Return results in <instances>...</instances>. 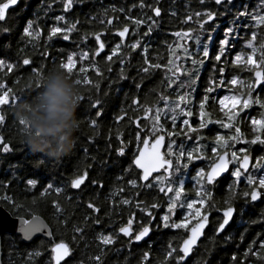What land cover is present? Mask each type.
Returning a JSON list of instances; mask_svg holds the SVG:
<instances>
[{
  "label": "snow or ice",
  "instance_id": "obj_1",
  "mask_svg": "<svg viewBox=\"0 0 264 264\" xmlns=\"http://www.w3.org/2000/svg\"><path fill=\"white\" fill-rule=\"evenodd\" d=\"M56 2L57 0H52V3ZM77 2H82V0H59L64 13H68ZM52 3L48 4L47 7L49 9H51ZM158 3L159 0H157V5ZM204 3L205 0H199L200 5H204ZM17 4L18 0H5V2H0V33H8L10 31L4 23L6 21V10L10 6H15ZM214 4L218 8L222 7L224 11L218 12L211 8H204L203 10L186 12L180 23L185 24L190 22L197 27H188L171 33L172 36L179 39L174 41L173 44L167 45L168 54L166 62L163 64L157 62V59L160 58L159 53H157L156 57L149 58L147 53L151 45L145 39L150 38L154 27L159 25L158 18L161 17V8L159 6L146 4L145 0H139V3L133 4L132 7H139L142 10L148 8L152 13L151 15H141L140 17H131L129 15L131 7L126 10L124 7L116 8L115 6H112L103 10L102 18L98 21L101 25L106 24L107 26H111L113 25V20H118L119 17L108 15V13L120 12L124 13V20H130L132 25H134L132 28V34L135 35L136 38L131 43L125 44V36L130 31L129 25L125 23L121 27L115 29L114 34L119 38V41L101 57V59L106 62H112L113 57L117 58L120 65L117 72V79L119 81L129 79L124 66L126 62L129 61L130 53L126 51L122 52V49L127 48L135 51L137 48H140L138 56L142 58V63L136 71L137 73H143L145 75L141 77L140 81H136L135 78H132L134 88L139 90L142 81L160 69L165 70L161 83H166L168 88H171L173 84L176 85L174 99L170 98L167 94L158 93L156 88H153L152 92L155 96L152 105L140 104L137 96L133 95L131 97L130 106H136L134 111H136L137 114L134 118L128 116V123L135 126V131L130 133L127 140L122 138V133L119 131H117L115 135V139L118 142V146L115 148L116 156H124L128 144L134 145L131 154L130 167L134 165L136 169L140 170V172L136 179H128L127 184L134 189H152L155 187L168 199L166 212L159 217L155 227L185 230L186 234L181 237L179 243L174 245L172 241H169L162 247L161 254L164 264H187L190 254L193 252L200 237L204 234V229L211 223L209 220V212L200 211V208H203L211 197V191L208 186H219L222 182L227 183V179L222 176L223 173L229 172L230 177L234 178L232 179V182L228 184V191L231 196L234 197L236 195V184L239 181L243 170L247 187L246 190L239 193V196L244 198L246 204L264 201V151H262V154L253 158L249 147L234 148L235 144L242 143L249 146L259 145L260 148L264 150V138H262L261 135L264 133V31L258 33L254 30L260 26H264V0H257L251 11L247 4L243 5L242 8L237 7L233 14L231 24L222 29V38H216L214 36V33H216L217 28L219 27V25L215 24V20L218 15L223 16L232 11L234 0H214ZM185 8H187V5H185ZM171 15L175 16L176 13L172 12ZM93 19H96V17H90L89 22ZM54 20L57 23L49 27L46 43L48 40L57 36L63 41L68 42L71 39V33L79 32L78 19L72 21L68 20L65 15H56ZM248 21H251L252 23L249 24ZM206 24H208L209 27L205 28ZM140 25H145V31L143 33H138L137 28L135 27ZM242 29H248L251 35L247 38L241 37L240 31ZM106 30L107 29L104 28L99 31H86L79 35V40L82 42H86L89 37L93 38L91 56L89 50L80 49L77 45L78 50L76 52L69 51L66 58H62L58 64L67 73L76 76L77 78H75V80L79 85L93 84L86 75L89 68H91L97 76L102 75L101 70L97 65L96 58L105 50L106 45L102 40V35ZM23 36L28 37L29 42H35L41 36L39 27H34V22L31 19L26 21V26L23 28ZM205 36L206 39L203 38ZM240 40L244 41V49L235 55L234 59L231 60V64L250 72L251 75L246 81L240 80L237 75H231L230 78H225L224 76V65L229 63L228 55L232 51L234 44L238 43ZM189 42L194 45L195 51L189 47ZM41 55L45 57L48 56L47 48H45ZM254 56H257V59L254 60ZM85 60H89L87 66L83 64ZM78 61L80 62V66L74 73L73 68L77 65ZM187 62H190V67L185 66ZM207 62L211 63L208 66V74L204 83L201 85L203 95L199 101L198 119L204 115L205 104L210 98V93L218 88L226 87L227 85H238L232 95L221 96L218 100L220 111L226 117L227 122L223 120L215 121L220 124L221 127L231 128L234 131L232 135H228L227 137L221 135L215 136L213 143L214 145H218L221 148V151L218 153L217 147L213 146L211 152L215 156L214 162L210 165L208 170L201 168L196 171V196L200 199L198 201L189 200L186 203H181V195L184 191L183 186L182 184L180 186H174L171 176L173 173L179 172L181 168L187 169L189 164L194 160L203 159L200 155L202 146L197 144L191 149L186 150L180 145L174 149L173 145L175 144V141L170 140L167 144L166 153H161L160 147L165 140V135L155 133L164 132V126L160 123L162 117L171 121L173 129L177 125V118L181 117L180 128L185 129L186 127V131L182 132V134L185 138H190L187 134L192 132L193 128L189 123L188 118L193 115V111L189 109L187 105L191 99V94L196 91L201 76V70ZM22 64L26 66L28 71L34 73L35 76L40 74L29 58H23ZM14 67L15 65L13 63H6L4 59H0V71H3L6 68L7 72L11 73L14 70ZM107 70L109 72L112 71L111 67ZM181 77H183V79H181ZM109 83H111V81ZM94 86L96 90L99 91V83L96 82ZM105 95H107V93H105ZM27 98L28 96L20 98L13 94L12 89L6 87L3 79H0V106H13L18 100ZM160 102L163 103V108L159 107ZM226 102H230L232 105V108L229 111H225ZM236 105H239L238 109L235 107ZM253 105L258 106L260 110L259 117L251 118V138L245 139L244 134L238 126L237 113L242 112L244 109L250 108ZM88 107L94 110V114L91 116L89 124L90 126H96L98 123L97 118L101 117L103 114L101 100L98 98L93 99L90 96ZM141 110L145 121L143 125L140 123L142 118L138 114ZM150 112L152 113L151 115H149ZM127 115L126 110L122 109L120 114L116 115L114 119L119 123V121L124 119ZM5 122L6 116L0 111V127H3ZM210 122L211 121L201 120L197 127L202 129ZM14 124L18 127L21 133L26 127L24 120L14 121ZM149 134H155L150 148ZM174 134L175 133L172 130L167 131L168 137H172ZM110 138L111 137L109 136L108 139ZM88 139L90 142L92 138L89 137ZM196 139L199 140L200 136L197 135ZM141 142L144 146L142 148L139 146ZM111 147L112 145L109 143L108 148ZM12 150L10 143L5 141L3 135H0V153H10ZM87 152V148H84L85 155H87ZM171 157H174V160L171 159ZM253 160L254 162L251 163V169L253 171H249L250 161ZM230 164H236L238 166L234 169H230ZM160 169H163L164 174L153 176V173L158 172ZM124 171L127 172L128 169H125ZM256 172H260L261 174L257 176L255 174ZM87 180L88 172L83 171L74 174V177L69 181L68 186L71 189L82 191V186H87L85 184V181ZM117 180H122V177L118 176ZM138 180L147 183H141L138 185ZM37 182L36 179H27L26 185L28 186V190L30 191L34 188L37 185ZM90 183L96 186L97 189L103 188V183L97 180H91ZM0 186L6 188L7 184L0 182ZM49 190H52L57 194L62 192L61 187H53V184L48 183L42 186L39 193L40 196L43 197ZM123 192L124 188L119 187L116 191L110 193V202L111 197H115ZM169 193H172V195H169ZM0 199L7 201L12 207H19V205L7 195L0 197ZM119 202L123 205H129L130 203L134 204V206L139 208L147 218L146 222L141 224L139 230L133 231L132 225L135 215L133 213L123 226H120L115 230V234H98L96 239L99 241V250L96 255L90 257V260L93 261L94 264H102V254L105 251L104 246L114 245L117 240V234H121L122 237L127 238V244L129 246L133 243L140 245L142 242L143 246L146 247L149 239H151L153 221L156 220V216L153 214L152 210L160 207V204L155 200L151 203H145L144 200H134L132 197L122 198ZM33 203H35V200H33ZM197 203L200 207L193 210V205ZM52 205L56 214L62 213L61 205L57 201L53 200ZM224 205L223 208L216 209V211L222 215H220L216 222L212 224L213 235L208 237L210 243L215 241V236L224 232L225 229L230 226L233 215L236 211L232 206L230 199H225ZM86 207L93 213L99 211V208L90 201L86 202ZM177 207H186L190 211L186 212L182 218L173 220L172 217L175 215V209ZM208 207L213 208L215 205L209 204ZM192 218H195L196 222L194 225L190 226ZM88 219L89 216L86 215L84 220L87 221ZM18 221L19 223L16 232H18L24 240H29L36 233H43L49 238L53 236L48 225L38 215L32 214L30 215V218L18 216ZM60 222L62 224L66 223L64 220H61ZM92 222L94 224L101 223L98 218H93ZM260 222H264V208L261 209L258 219L250 220V223L253 224ZM72 231L73 233L81 234V239H83L82 234L84 229L82 227L73 225ZM223 239L227 241L231 239V236L225 235ZM241 239H243V234H241ZM76 241V235H73L72 242L76 243ZM254 243L255 241L247 246L244 255L248 256L250 253L251 256L255 258V261L264 264V253L255 250L253 248ZM259 245L260 248H264V236L260 237ZM206 251L210 252L211 249H206ZM49 253L48 264H75L74 249L71 244L63 239L58 242L51 241ZM40 254L39 251H35L34 253H29V257L39 256ZM149 255V251H142L138 264H145V262H148ZM232 260L235 262V256L232 257ZM255 261H249V264H255ZM79 264H83V262L81 261ZM157 264H159V262H157ZM195 264H208V260L203 258L197 260Z\"/></svg>",
  "mask_w": 264,
  "mask_h": 264
},
{
  "label": "trees",
  "instance_id": "obj_2",
  "mask_svg": "<svg viewBox=\"0 0 264 264\" xmlns=\"http://www.w3.org/2000/svg\"><path fill=\"white\" fill-rule=\"evenodd\" d=\"M0 2H5V0H0ZM145 2L146 4H153L161 8V17L158 18L159 25L154 27L150 38H145L151 45L147 55L151 59L159 53L160 58L157 59V62L161 64L166 62L168 54L167 45L173 44L174 41L179 39L172 36L171 33L188 27H197L190 22L185 24L180 23L186 12L203 10L204 8H211L218 12L224 11L222 7L218 8L214 4V0H205L204 5H200L199 0H159L158 5L157 0H145ZM49 3H52V0H21L20 5L8 13L4 22L10 31L8 33H0V59H4L6 63L11 62L15 65L11 73H8L6 68L0 71V79H3L6 87L11 88L12 93L20 98L29 96L32 93L35 77V74L28 71L26 66L22 64L23 58H29L33 66L41 73L42 71H46L51 65H58L62 58H66L69 51L76 52L78 50L77 45L80 49L89 50L91 56L93 38L89 37L86 42H82L79 40V35L86 31H99L104 28L107 30L104 31V35L102 36L103 41L107 42L111 48L119 41L113 34L115 29L125 23L131 29L134 25H132L130 20H124V13L120 12L108 13V15L119 17L118 20H113V25H101L98 21L102 18L105 8L115 6L116 8L124 7L127 10L131 7V12L129 13L131 17L152 14L148 8L142 10L139 7H132L133 4H138L139 0H82V2H77L68 13L62 11V5L59 3V0L56 3H52L51 9L47 7ZM185 5H187V8H185ZM236 7H233L232 11L227 13L228 17L233 18V14L236 11L234 8ZM172 12H175L176 15L172 16ZM56 15H65L68 20L72 21L78 19L79 32L71 33V39L68 42L63 41L57 36L46 43L49 27L57 23L54 20ZM90 17H96V19L89 22ZM217 17L221 21L222 19L220 18L223 16L218 15ZM29 19L34 22V27H39L41 32V36L35 42H29V38L23 36V28ZM217 22L218 20L215 23ZM135 27L138 33L145 31V25ZM207 27H209L208 24L205 25V28ZM222 29L223 27L216 31L214 34L216 38H222ZM257 29V32L260 33L264 31V26H260ZM249 35V30H245L242 34L240 33V36H244L245 38ZM135 38V35L131 31L126 44L131 43ZM203 38L206 39V36ZM189 47L195 51V47L191 42H189ZM45 48L48 51L47 57L41 55ZM125 51L130 53L129 61L124 66L129 79L123 81L117 79L120 65L116 57H113L112 62L103 61L101 58L96 61L101 70V76H97L91 68L86 72V75L93 84L79 85L82 96L78 112L81 126L76 133V147L70 155L59 161L50 160L39 153H32L24 143L22 133L14 124V121L17 120L13 113V106L0 107V111L6 116L4 126L0 127V135L4 136L5 141L10 143L13 149L10 153H0V182L7 184L6 188L0 186V197L4 195L11 197L19 207H12L3 199H0V205L16 217L24 216L25 218H30L32 214L43 217L52 227L53 237L56 240L63 239L72 245L75 253V264H79L81 261L83 264H94L90 260V257L97 254L100 246L99 241L95 240V234L100 225L106 227L110 223L103 221L96 227V224L92 222L96 216L86 207L87 201L92 202L93 199L96 201L97 197L101 194L100 190L97 187L92 188L91 183H89L88 185L90 186H88L86 191L75 193L68 186L69 181L74 177V174L87 170L90 174V181L97 180L102 182V192H105L110 185H113L119 172L125 169L127 161L131 160V155L128 160L124 156L118 157L115 154V148L118 146V142L115 139L117 131L122 133V138L125 140L128 139L131 132L135 131V126L128 123V116L134 118L137 114L134 111L136 106H130L131 97L136 95L140 104L152 105L155 96L152 92L153 88H156L158 93L167 94L173 99L175 95V84L171 88H168L166 83H161L165 72L164 69H160L144 79L141 88L136 90L132 78L140 81L141 77L145 75L136 71L142 63V58L138 56L140 48H137L135 51L123 48L122 52ZM239 51L238 46L235 45L229 53L228 58H232ZM83 64L87 66L89 60H85ZM186 64L189 67L191 66L189 62ZM79 66L80 62L78 61L77 65L73 68L74 73ZM208 66L209 64L206 63L201 70L200 80L196 88V96L188 104L197 105L196 115H199V101L203 95L201 85H203L208 74ZM231 66L228 67L227 78L239 73L238 66H234L233 68ZM109 67L112 69L111 72L107 70ZM250 75V72L246 71L247 79ZM74 78L77 77L74 76ZM110 81L111 83H109ZM96 82L99 83V91L94 86ZM237 87V85H227L226 87L216 89L214 94L210 93V98L205 104L204 115L201 117V120L212 122L221 120L223 113L220 111L218 103L220 97H217L216 92L219 91L220 93V89L223 88L231 89L234 92ZM90 96L93 99H100L103 106L102 117L100 119L97 118L98 123L96 126H90L89 124V120L94 114V110L88 107ZM162 105L163 103L160 102L159 107ZM122 109L126 110L128 115L117 123L114 118L120 114ZM138 114L142 118L141 122L144 121L142 110ZM109 136L111 137L110 139H108ZM89 137L92 138L90 142ZM109 143L112 145L111 148H108ZM130 145L133 146V144ZM84 148L88 150L87 155L84 153ZM29 178L38 181L37 185L30 191L26 185V180ZM48 183L53 184V187H61L62 192L57 194L49 190L41 197L39 194L41 188ZM33 200H35V203H33ZM53 200L61 205V214L55 213L52 205ZM86 215L89 216L87 221L84 220ZM61 220H64L66 223L62 224ZM73 225L84 229L82 234L83 239H81V234L73 233ZM73 235H76V243L72 242ZM179 239H181V235L173 229L156 228L150 239L148 247L150 255L147 264H157V262L164 264L161 254L162 247L169 241H172L175 245L179 243L177 241ZM251 242L253 240H244L241 243L235 241L232 244L233 247L227 250L223 247L222 239H215L211 246L205 244L204 249L193 256L187 264H195L197 260L203 258L208 260V264H249V261H255V258L250 253L248 256H245V249L240 250L242 249L240 248V251H236L234 247L239 245L247 247ZM48 243L47 240H41L26 244L16 235L4 234L2 236V264H48ZM209 248L211 251H206ZM258 249L259 252L264 253V248H260V245ZM35 251H39L41 254L29 257V253H34ZM105 252L106 255L102 254V264H138L139 258L136 256L132 261L125 258L123 262L116 260L112 250H105ZM233 256H235V262L232 260ZM255 264H260V262L255 261Z\"/></svg>",
  "mask_w": 264,
  "mask_h": 264
},
{
  "label": "flooded vegetation",
  "instance_id": "obj_3",
  "mask_svg": "<svg viewBox=\"0 0 264 264\" xmlns=\"http://www.w3.org/2000/svg\"><path fill=\"white\" fill-rule=\"evenodd\" d=\"M256 2H257V0H234V4H233L232 8L236 7V6L242 8L243 5L247 4V5H249V10L251 11L252 7L254 6V4ZM236 8H234V9H236ZM220 19H222V20L219 21V18L218 17L216 18V20H218V22L215 24L219 25L217 30H219L221 27L229 26L231 24V21L233 18L228 17V15L226 13ZM216 20H215V22H216ZM250 22L251 21H248L249 24H250ZM238 23H239V21H238ZM245 30H248V29H242L240 31V33L241 34L244 33ZM254 30L257 31L258 29H254ZM114 32H113V34H114ZM250 35H251V33H250ZM241 37H244V36H241ZM102 40H103V37H102ZM105 44H106L108 51H109V48H110L109 44L107 42H105ZM235 45L238 46V48L240 50L239 52H241L244 49V41L243 40H240L238 43L234 44V47H235ZM234 57L235 56H233L232 58H228L229 63L224 65V67H225V73H224L225 78L228 77V75H227V73L229 71L228 67L230 65H232L231 60L234 59ZM254 59H257V58L255 57ZM210 63L211 62H207V64H210ZM231 67L233 68L234 65H232ZM238 69H239L238 70L239 73L237 75L238 78L240 80L246 81L247 80V76H246L247 70H243L239 66H238ZM196 92L197 91L192 93L190 101L192 99L194 100V98L196 96ZM212 93L214 94V92H212ZM230 94L231 95L233 94V90L227 89V88L220 89V93H219V91L216 92V95H218L217 97L226 96V95H230ZM161 108H163V105L161 106ZM219 108H220V106H219ZM190 109L193 111V115L188 118L189 123L191 124V126L193 128V131L189 132L187 134L188 137H190V138H185V136L182 134V132L186 131V127H185V129L180 128V123L182 120L181 117L177 118V125L174 129L172 127L170 120H167L163 117L161 118L160 123L164 126V132L163 133L157 132L155 134H164L166 136V144H165V148H164V153H166V151H167V144L169 143L170 140L175 141V144L173 145L174 149H176L177 146L182 145L184 147V149L187 150V149H191L192 147H194L197 144H200V145H201V143L207 144L209 141H213V138H215V134H214L213 130L211 128H209L210 123L211 124H217V125H220V124H218L216 122H210V123H207L206 127L199 129L197 127V125L200 123L201 117H199V119H198V115H196L197 105H194V104L190 105ZM259 112H260V110H259L258 106L253 105L252 107L244 109L242 112L237 113L238 126L240 127L241 132L244 134L245 139L251 138L250 120L252 117H259ZM224 119H221V120L224 121ZM140 123L143 125L145 123V121H142V122L140 121ZM169 130H172L175 133L172 137L167 136V131H169ZM233 131L234 130L230 128V130L227 132V135H232ZM155 134H149V139L151 140V142L154 140ZM197 135L200 136V141L196 139ZM261 135H262V138H264V133H262ZM204 144L201 146H205ZM142 145L143 144L141 142L139 146L142 147ZM213 146H215V145H213ZM240 147H249L251 152H252L253 158L255 156L262 154V151H264L260 148L259 145L249 146V145H244L242 143H237L234 145L235 149H238ZM211 148L207 150L206 155L203 154V151L201 148L200 155L203 157V159L194 160L193 162H191L189 164L187 169L181 168V170L179 172L173 173L171 180L174 182V186H180L183 183L182 186H183L184 191L181 195V200H180L181 203H186L189 200H197L198 201L200 199L199 197L196 196L197 185L195 183L196 182L195 173L197 170H199L201 168L208 170L210 165L214 162L215 156L212 154ZM133 149H134V145L132 146V145L128 144L127 149H126V153L124 155V157H126L128 160L130 159V155L132 154ZM217 151H218V153L221 151V148L219 146L217 147ZM171 159L174 160V157H171ZM252 162H254V160ZM237 166L238 165H236V164H230L229 168L234 169ZM125 169H128V171L125 172L124 171ZM125 169L121 170L119 172V174L117 175V177L118 176L122 177V180H117V178H116V180L113 182V185H110L105 192H102V189H99L101 194L97 197L96 201L94 199L92 201V203L99 208V211L94 213L96 218H98L101 222L106 221L107 223H110V225L106 226V227H104L102 225L99 226L98 224H96V227L99 226V228L97 229V233L95 234V240H97L96 236L98 234H101V233H103V234L114 233L115 234V230L118 227L123 226L127 222V220L129 219V217L132 216L133 213L135 214L134 215V222L132 225L133 231L139 230V227L141 226V224L146 222L147 218L139 210V208L135 207L134 204H132V203H130L129 205L121 204L119 201L122 198L132 197L134 200H144L145 203H151V202H153V200H155L156 202H158L160 204V207L152 210L153 214L156 216V220L153 221V230H155L157 228V227H155V225H156L157 221L159 220V217L166 212L167 202H168L167 197H165L163 193H160L158 191V189H156L155 187H153L152 189H143V188H135L134 189V188H132L130 185L127 184V180L128 179H136L139 175V171L135 168L134 165H132L130 167V161H127ZM85 171H87V170H85ZM249 171H253V170L250 168ZM163 174L164 173H162L160 175H163ZM255 174L257 176H259L261 173L256 172ZM224 178L227 179V183L222 182L219 186H208L209 190L211 191V197L206 202L205 206L203 208H200V211L201 212H204V211L209 212V220L211 223L207 227V229L204 233V237L201 240V242L199 243L198 247L194 250L193 256L197 255L199 251L201 252L204 249L205 244H207L208 246H211L212 243L209 242L208 237L213 235L212 224H214L216 222L217 218L220 215H222L221 213L217 212L216 209L217 208H223L225 206L224 205L225 199L231 200L232 206L235 208L236 211L233 215L230 226L227 227L221 235L215 236V239H222L223 247H224V249H227V250H229L231 247H233L232 244L235 243V241H239L241 243L244 240H253V241H255V243L253 244V248L257 251L259 250L258 249L259 244H257V242H259L261 236H264V222L253 224V223H250V220L258 219L261 209L264 208V201L251 202V203L246 204L244 198L239 196V193L246 190V187H247L246 182H245L246 178H245V174H243V170H242V175L236 184V195L234 197L231 196L229 191H228V184L231 183L232 179H234V178L230 177L229 172L224 176ZM90 179L91 178H90V174H89V179H88L87 184H86L87 186H84L83 190L82 191L80 190L79 192L86 191L88 186H90V185H88L90 183ZM137 183L139 185L143 182H140L138 180ZM91 187L95 188L96 186L91 184ZM119 187H123L124 192L120 193L119 195H117L115 197H111V202H110V193L116 191L117 188H119ZM72 192H74V191H72ZM79 192H75V193H79ZM169 195H172V193H169ZM209 204H214L215 207L209 208L208 207ZM193 207L195 209V208L200 207V205L197 203V204H194ZM186 212H188V209L186 207L185 208L177 207L175 209V215L172 217V219L178 220V219L182 218ZM195 222H196V220H195V218H193L191 220L190 226L194 225ZM50 228L52 230L51 226H50ZM173 230L176 231L177 233H179V235H181V237H183L186 234L185 230H183V229H173ZM52 233H53V230H52ZM241 234H243V239H241ZM257 234H259V235H257ZM225 235L231 236V239H229L227 241L224 240L223 237ZM41 240H47L49 242L48 246H47V252L48 253H49L51 241H57V242L59 241V240H56V238H54L53 236L50 239L40 237V238L36 239L35 241H41ZM177 241L180 242V239ZM149 244H150V239H149L148 245L146 247L143 246V243H141L140 245L133 243L131 246H129L127 244V238L122 237L121 234H117L116 243L114 245L104 246V247H105L106 251L112 250L113 256L116 258V260H121L124 262L125 258H126V260L132 261L135 256L137 258H139L142 251H149V249H148ZM234 248L236 249V251H240V250L246 249L247 247L239 245V246H235ZM240 248H242V249H240ZM105 253L106 252L104 251L103 254L106 255ZM145 264H147V262H145Z\"/></svg>",
  "mask_w": 264,
  "mask_h": 264
},
{
  "label": "clouds",
  "instance_id": "obj_4",
  "mask_svg": "<svg viewBox=\"0 0 264 264\" xmlns=\"http://www.w3.org/2000/svg\"><path fill=\"white\" fill-rule=\"evenodd\" d=\"M81 98L74 76L59 65L34 77L32 93L13 105L16 120L25 121L22 137L32 153L59 161L75 150Z\"/></svg>",
  "mask_w": 264,
  "mask_h": 264
},
{
  "label": "water",
  "instance_id": "obj_5",
  "mask_svg": "<svg viewBox=\"0 0 264 264\" xmlns=\"http://www.w3.org/2000/svg\"><path fill=\"white\" fill-rule=\"evenodd\" d=\"M20 3H21V0H18V4H17V5H15V6H10V7L6 10V18H7L8 13H9L11 10L17 8V7L20 5ZM129 29H130L129 33L126 34V36H125V44H126L127 41L129 40V37H130L131 31H132V29H131L130 27H129ZM103 35H104V33H103ZM103 35H102V36H103ZM114 36H115L116 38H118L115 34H114ZM118 39H119V38H118ZM105 45H106V44H105ZM107 52H108V48H107V46H106L104 52H101V53H100V56H98V57L96 58V61H97L99 58H101L102 56H104ZM101 117H102V116H101ZM101 117H99L98 119H100ZM149 141H150V144H149V148H150V147H151V140L149 139ZM165 144H166V136H165V140L162 142L161 147H160V151H161V153H164ZM142 147H144V146L142 145ZM142 147H141V148H142ZM251 163H252V161H250L249 169L251 168ZM137 170L140 172L139 169H137ZM162 173H163V169H160L158 172H154V173H153V176L160 175V174H162ZM227 173H228V172L223 173L222 176L224 177ZM88 179H89V173H88ZM150 179H151V178H150ZM87 181H88V180H87ZM87 181H85V184H87ZM143 183H147V182H143ZM83 187H84V186H82V188H83ZM71 190L74 191V192H79V191H80V190H76V189H71ZM40 217H41V216H40ZM41 219L44 220V222L48 225V228L51 230V228H50L49 224L47 223V221H46L43 217H41ZM18 223H19V221H18V217L13 216L9 211H7L3 206L0 205V264H2V236H3L4 234L17 235V236L21 237L22 241H23L24 243H26V244H29V243L35 241L36 239H38V238H40V237H44V238H46V239H50L49 237H47V236H46L45 234H43V233H36V234H34L29 240H24V239L22 238V236H21L18 232H16V228H17V226H18ZM208 226H209V225H208ZM208 226H207V227H208ZM207 227L204 229V233H205ZM51 232H52V230H51ZM153 233H154V230L152 229L151 237H152ZM222 233H223V232H222ZM222 233H220L219 235H221ZM203 237H204V234H203V235L200 237V239L198 240L197 245H196V246L194 247V249H193V252H194V250L198 247V245H199V243L201 242V240L203 239ZM141 243H142V242H141ZM134 244H136V243H134ZM193 252L190 254V257L188 258V261L192 258V256H193ZM188 261H187V262H188Z\"/></svg>",
  "mask_w": 264,
  "mask_h": 264
},
{
  "label": "rangeland",
  "instance_id": "obj_6",
  "mask_svg": "<svg viewBox=\"0 0 264 264\" xmlns=\"http://www.w3.org/2000/svg\"><path fill=\"white\" fill-rule=\"evenodd\" d=\"M256 56H254L253 57V59L255 58ZM255 60V59H254ZM190 63V62H189ZM185 66H187V67H189L187 64L185 65ZM181 79H183V77H181ZM181 91H183V90H181ZM231 95V94H230ZM191 96H192V94H191ZM226 96H228V95H226ZM189 102H190V100H189ZM189 104V103H188ZM189 106V107H188ZM187 107L190 109V105H188ZM1 107V106H0ZM237 109L239 108V105H236L235 106ZM231 108H232V105H231V103L230 102H226V105H225V111H229V110H231ZM152 113L150 112L149 113V115H151ZM223 115V117H222V119H224L225 118V116H224V114H222ZM224 121L225 122H227V120H226V118L224 119ZM212 122V121H211ZM209 128H211L212 130H213V132H214V134H215V136L216 135H221V136H225V137H227L228 135H227V132L230 130V128H223V127H221V125H217V124H211L210 123V127ZM199 141H200V139H199ZM213 141H214V138H213ZM213 141H209L207 144H204V143H201V145H205V146H202V151H203V154L204 155H206L207 154V150L208 149H210L213 145H214V143H213ZM200 145V144H199ZM215 146H217L218 147V145H215ZM172 177V176H171ZM196 183V182H195ZM182 185H183V183H182ZM196 209V208H195ZM193 210H194V207H193ZM190 210H188V212H189ZM193 219V218H192Z\"/></svg>",
  "mask_w": 264,
  "mask_h": 264
}]
</instances>
